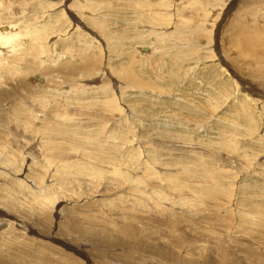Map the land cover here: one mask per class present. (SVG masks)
I'll return each mask as SVG.
<instances>
[{"label": "rangeland", "instance_id": "1", "mask_svg": "<svg viewBox=\"0 0 264 264\" xmlns=\"http://www.w3.org/2000/svg\"><path fill=\"white\" fill-rule=\"evenodd\" d=\"M3 26L0 264H264V0H0Z\"/></svg>", "mask_w": 264, "mask_h": 264}, {"label": "bare ground", "instance_id": "2", "mask_svg": "<svg viewBox=\"0 0 264 264\" xmlns=\"http://www.w3.org/2000/svg\"><path fill=\"white\" fill-rule=\"evenodd\" d=\"M0 29H2L0 32V49L3 50L4 47L8 49L10 48V45H13L16 38L20 37V34L18 33L19 30H17L15 26H3Z\"/></svg>", "mask_w": 264, "mask_h": 264}]
</instances>
